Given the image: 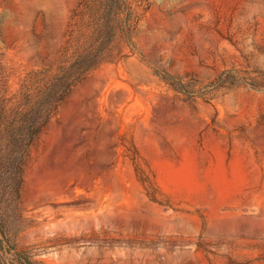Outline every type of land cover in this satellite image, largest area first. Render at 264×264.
Returning a JSON list of instances; mask_svg holds the SVG:
<instances>
[{"label": "rangeland", "instance_id": "rangeland-1", "mask_svg": "<svg viewBox=\"0 0 264 264\" xmlns=\"http://www.w3.org/2000/svg\"><path fill=\"white\" fill-rule=\"evenodd\" d=\"M129 1L138 52L58 109L10 236L43 264H264V0ZM77 2L0 0V97L58 61ZM226 71L208 100L160 74Z\"/></svg>", "mask_w": 264, "mask_h": 264}, {"label": "trees", "instance_id": "trees-1", "mask_svg": "<svg viewBox=\"0 0 264 264\" xmlns=\"http://www.w3.org/2000/svg\"><path fill=\"white\" fill-rule=\"evenodd\" d=\"M72 20L58 61L29 73L16 93L0 97V264H43L16 247L2 213L3 206L6 211L19 208L32 147L76 86L103 65L138 52L137 17L129 0H78ZM160 74L173 90L208 100L231 72L199 89Z\"/></svg>", "mask_w": 264, "mask_h": 264}]
</instances>
